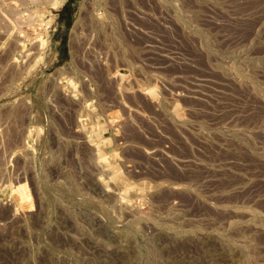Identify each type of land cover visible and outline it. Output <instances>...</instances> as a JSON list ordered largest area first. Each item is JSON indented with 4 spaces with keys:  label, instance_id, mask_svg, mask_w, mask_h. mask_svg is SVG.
I'll list each match as a JSON object with an SVG mask.
<instances>
[{
    "label": "rangeland",
    "instance_id": "obj_1",
    "mask_svg": "<svg viewBox=\"0 0 264 264\" xmlns=\"http://www.w3.org/2000/svg\"><path fill=\"white\" fill-rule=\"evenodd\" d=\"M0 264H264V0H0Z\"/></svg>",
    "mask_w": 264,
    "mask_h": 264
},
{
    "label": "bare ground",
    "instance_id": "obj_2",
    "mask_svg": "<svg viewBox=\"0 0 264 264\" xmlns=\"http://www.w3.org/2000/svg\"><path fill=\"white\" fill-rule=\"evenodd\" d=\"M77 25H78V23H77ZM77 25H76V26H77ZM79 25H80V23H79ZM76 26H75V28H77ZM78 27H79V26H78ZM76 30H77V29H76ZM74 44H75V43H74Z\"/></svg>",
    "mask_w": 264,
    "mask_h": 264
}]
</instances>
